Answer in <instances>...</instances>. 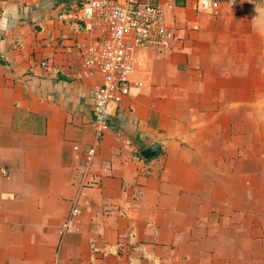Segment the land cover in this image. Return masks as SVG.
Instances as JSON below:
<instances>
[{
	"label": "crops",
	"instance_id": "0c3cea01",
	"mask_svg": "<svg viewBox=\"0 0 264 264\" xmlns=\"http://www.w3.org/2000/svg\"><path fill=\"white\" fill-rule=\"evenodd\" d=\"M66 2L0 0V264H264V0L168 8L183 48L139 54L100 140Z\"/></svg>",
	"mask_w": 264,
	"mask_h": 264
},
{
	"label": "built area",
	"instance_id": "2783aa9c",
	"mask_svg": "<svg viewBox=\"0 0 264 264\" xmlns=\"http://www.w3.org/2000/svg\"><path fill=\"white\" fill-rule=\"evenodd\" d=\"M178 1L181 0H71L64 4L61 16L81 26L91 37L89 43L82 45L81 57L83 74L97 80L90 90L97 140L110 130V105L120 103L135 85L132 77L139 54L183 48L184 39L166 21V10L178 6ZM184 1H192L198 12L211 16H217L220 9V0ZM117 141H122L129 156H135L131 142L120 138ZM96 155V147H89L75 157L83 161L85 178L94 166ZM8 175L5 168H0V177ZM88 206L89 202L80 197L73 200L62 224V234L79 232L77 220L81 207Z\"/></svg>",
	"mask_w": 264,
	"mask_h": 264
},
{
	"label": "water",
	"instance_id": "95a60500",
	"mask_svg": "<svg viewBox=\"0 0 264 264\" xmlns=\"http://www.w3.org/2000/svg\"><path fill=\"white\" fill-rule=\"evenodd\" d=\"M161 147L159 145H153L141 153L144 160H149L157 157L160 154Z\"/></svg>",
	"mask_w": 264,
	"mask_h": 264
},
{
	"label": "clouds",
	"instance_id": "9594fccd",
	"mask_svg": "<svg viewBox=\"0 0 264 264\" xmlns=\"http://www.w3.org/2000/svg\"><path fill=\"white\" fill-rule=\"evenodd\" d=\"M14 9H15V6L13 5L10 9L6 10L5 15L7 16L10 14L13 17V19H15L17 14L14 11ZM3 27H4V23L0 22V29H2Z\"/></svg>",
	"mask_w": 264,
	"mask_h": 264
},
{
	"label": "trees",
	"instance_id": "16d2710c",
	"mask_svg": "<svg viewBox=\"0 0 264 264\" xmlns=\"http://www.w3.org/2000/svg\"><path fill=\"white\" fill-rule=\"evenodd\" d=\"M71 0H67V2L66 3H68V2H70ZM73 1V0H72ZM178 6H180V7H183V6H185V1L184 0H181V1H178ZM73 24V23H72ZM4 64H6V63H4ZM139 159H141V156H140V153H136L135 154Z\"/></svg>",
	"mask_w": 264,
	"mask_h": 264
}]
</instances>
